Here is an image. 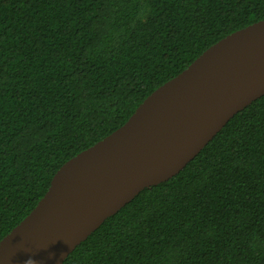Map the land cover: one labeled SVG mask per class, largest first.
Returning <instances> with one entry per match:
<instances>
[{"label": "trees", "instance_id": "obj_1", "mask_svg": "<svg viewBox=\"0 0 264 264\" xmlns=\"http://www.w3.org/2000/svg\"><path fill=\"white\" fill-rule=\"evenodd\" d=\"M264 0H0V242L57 170ZM62 264H264V95Z\"/></svg>", "mask_w": 264, "mask_h": 264}, {"label": "water", "instance_id": "obj_2", "mask_svg": "<svg viewBox=\"0 0 264 264\" xmlns=\"http://www.w3.org/2000/svg\"><path fill=\"white\" fill-rule=\"evenodd\" d=\"M264 95V20L222 38L152 92L120 128L65 162L0 242V264H62L141 191L177 175Z\"/></svg>", "mask_w": 264, "mask_h": 264}]
</instances>
